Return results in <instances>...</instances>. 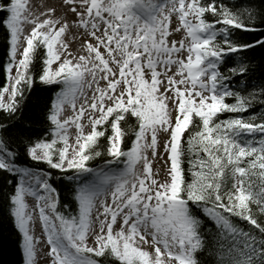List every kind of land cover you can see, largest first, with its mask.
Wrapping results in <instances>:
<instances>
[{"label": "snow or ice", "instance_id": "6c2138e0", "mask_svg": "<svg viewBox=\"0 0 264 264\" xmlns=\"http://www.w3.org/2000/svg\"><path fill=\"white\" fill-rule=\"evenodd\" d=\"M63 3L77 18L72 24L84 29L78 55L65 40L66 14L57 17L54 8L35 13L28 0H0V12L6 13L0 23L8 34L6 83L0 86V111L6 114L0 120V170L16 178L8 207L21 236L22 264L38 262L35 209L50 264H99L89 254L119 264H199L196 253L213 245L205 243L197 208L216 227V264H264V224L256 215H264V119L256 122L255 114L248 120L219 119L221 113L246 112L257 98L230 84L231 75L247 71L243 64L229 68L230 75L221 66L230 54L264 44V37L252 44L233 39L237 29L264 31L256 23L264 25V12L252 6L234 10L222 0ZM25 25H31L27 33ZM181 29L182 39H170ZM40 49L42 64L34 75ZM37 80L60 89L47 110L48 131L22 141L24 155L61 173L73 171L66 178L75 181V214L58 210L52 173L18 162L17 149L3 134ZM66 107L71 115H65ZM129 131L134 138L122 147ZM161 134L167 137L163 154L170 165L163 179L153 171L154 159L162 155ZM104 153L110 157L104 167L89 166ZM186 154L191 180L182 167ZM28 196L36 200L31 211ZM149 243L152 250L144 247Z\"/></svg>", "mask_w": 264, "mask_h": 264}, {"label": "trees", "instance_id": "16d2710c", "mask_svg": "<svg viewBox=\"0 0 264 264\" xmlns=\"http://www.w3.org/2000/svg\"><path fill=\"white\" fill-rule=\"evenodd\" d=\"M221 2V0H218ZM222 2L234 10L236 8H243L252 6L257 10L264 12V0H222ZM208 19H213L211 14H206ZM6 13L0 12V19L4 18ZM257 27H264L257 20ZM264 37V31H245L237 29L233 33V39L239 43L252 44L254 41L260 40ZM8 34L5 26L0 23V86L6 83V74L3 70V65L7 61L8 50ZM44 50L38 51L37 57L34 60L33 74L35 75L41 67ZM243 64L247 71L243 74H235L230 77V84L234 91L241 92L243 95L255 93L256 99L252 100L251 107L246 112L242 113H221L219 119H228L233 116H241L244 119H250L253 114L256 116V122L264 119V95H261V90H264V44H256L254 47L244 49L238 53L230 54L226 58V62L221 66V71L225 75H230L228 69ZM60 85H44L38 80L33 85L30 92L27 93V98L17 114V117L9 122V127L3 134L10 138L12 146L15 147L19 153L18 162L22 165L42 169L45 172H51L52 175L49 183L56 189L58 193V210L65 215L69 213L75 214L77 211V202L74 199L75 181L69 180L66 177L72 176L73 171L68 170L66 173H61L59 170L51 169L44 163H37L30 161L24 155L22 141L28 139H36L44 136L48 131V121L46 120L47 110L50 107L51 101L55 94L59 91ZM227 102H234L232 98H228ZM5 113L0 111V120H4ZM135 118L128 121V124L134 123ZM122 126L127 127V124L122 122ZM110 134V130H109ZM189 132L186 131L182 142L186 144ZM261 134L257 133L255 139H259ZM134 136L129 131L128 137L122 147L130 146V141ZM252 138V137H248ZM105 138H100V150L103 152L106 146ZM189 155H185L182 167L185 169V179L191 180V174L187 171ZM110 159L106 153L102 156L90 160L88 162L90 167L96 168L101 165L104 166V161ZM13 183L9 184L8 181ZM16 178L8 173L0 170V264H22V252L20 249L21 236L14 226L12 217L9 214V195L14 191ZM68 207L65 208L64 206ZM197 215L202 220L201 233L205 237L206 245H213V247H206L196 253L199 264H216V257L213 255L214 244L217 239V231L214 222L203 212L202 209H196ZM258 222L264 224V215L256 214ZM234 223L244 228L245 231H253L259 235L258 230L247 221H241L233 217ZM226 242V241H225ZM93 259L97 260L99 264H119L114 258L106 256L96 257L94 254H89Z\"/></svg>", "mask_w": 264, "mask_h": 264}, {"label": "rangeland", "instance_id": "374dc122", "mask_svg": "<svg viewBox=\"0 0 264 264\" xmlns=\"http://www.w3.org/2000/svg\"><path fill=\"white\" fill-rule=\"evenodd\" d=\"M28 6L35 13L44 12L46 10V8H54L56 10L55 15L57 17L64 16L66 14L67 19L70 23V31L65 35V40L68 41L69 47H70L73 55L81 54L80 44L82 43L83 39L85 38L81 34L84 32V29L77 28L75 26V24H72V21L76 20L77 18L75 17V14H73L71 11H69L67 9V6L64 5L63 0H28ZM42 18L43 17H41V19ZM178 25H179V21H178L177 17L175 15H173L171 27L176 28V27H178ZM30 28H31V25H25V32L26 33L29 32ZM73 36L76 37L75 40L72 39ZM183 37H184V32L181 29V31H179V32H173L170 39H174V40L178 41V40L182 39ZM101 83H103V81H101ZM86 91H88V94L90 96L91 91L90 90H86ZM82 102H83L82 100L79 101V103H82ZM71 114H72L71 108L66 107L65 115L67 116V115H71ZM69 132H70V142H73L75 129L72 128L69 130ZM166 138L167 137L164 134H161L159 136L160 146L164 143ZM160 148H159V151H160ZM161 154L162 155H159L154 159L153 171L156 172L158 170L159 171V178L163 179L165 177L166 170L170 165L165 163L166 155L163 154V149L161 151ZM101 167H104V166H101ZM26 202L29 205L30 211L35 209L36 200L33 197H31V196L26 197ZM34 217H35V221H36L35 227H34V234L40 238L39 244H38V262H37V264H50L51 257L47 255V253L49 251V246L46 243V236L43 233L42 224L38 219V209H35ZM148 240L151 241V236L148 237ZM89 243L91 245V241H89ZM144 247L148 248L149 250H152V245L150 243L145 244Z\"/></svg>", "mask_w": 264, "mask_h": 264}, {"label": "bare ground", "instance_id": "6f19581e", "mask_svg": "<svg viewBox=\"0 0 264 264\" xmlns=\"http://www.w3.org/2000/svg\"><path fill=\"white\" fill-rule=\"evenodd\" d=\"M161 148H160V152L162 151V149H163V144L160 146Z\"/></svg>", "mask_w": 264, "mask_h": 264}]
</instances>
